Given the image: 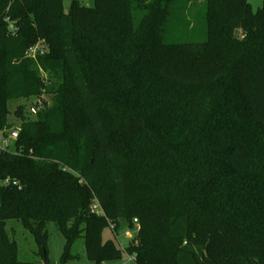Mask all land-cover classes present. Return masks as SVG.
<instances>
[{"label":"trees","instance_id":"16d2710c","mask_svg":"<svg viewBox=\"0 0 264 264\" xmlns=\"http://www.w3.org/2000/svg\"><path fill=\"white\" fill-rule=\"evenodd\" d=\"M64 1L0 0V264H39L19 225L47 260L51 224L62 264L81 239L92 264H264V1ZM194 8L206 39L181 41Z\"/></svg>","mask_w":264,"mask_h":264},{"label":"rangeland","instance_id":"374dc122","mask_svg":"<svg viewBox=\"0 0 264 264\" xmlns=\"http://www.w3.org/2000/svg\"><path fill=\"white\" fill-rule=\"evenodd\" d=\"M84 5L86 6H93L94 0H80ZM248 3L252 6V9L254 11H257L262 5L264 0H247ZM65 8L68 9L70 5V0L64 1ZM192 19V22L194 23V31L192 33H189L188 31H185L182 33V35L177 34L178 39H182L181 41H191V42H202L206 39V29L204 20L202 18V14H200V9L194 8L191 12V16H189ZM238 35L241 34V32L237 33ZM52 105L51 97L48 95H42L40 100L37 102L35 99H31L28 101H13L10 103V110L13 112V115L10 116L12 119L11 122L18 123V118L15 116V111L18 106H22L24 109L25 114L30 116L32 119L35 118L33 113V107H37L38 109L43 107H50ZM8 141L13 144L14 138L9 134ZM3 135L0 132V142L3 141ZM13 148H11L12 150ZM14 150V149H13ZM92 212V206L91 210ZM103 211V210H102ZM16 223L9 224L8 229L12 231V228L15 226ZM135 225V224H134ZM113 226H111L109 229H106L103 234L104 241L107 240H114L117 246L125 252V250L128 248L130 243L134 240L135 234H133L132 230L128 227H125L121 232L115 233L112 229ZM131 230L130 235H127V231ZM17 233L15 235V239L19 243L20 247V259L23 261H29V262H39V264H45L46 262L48 264H62L61 263V255L63 252V246H64V238L57 229V227L54 224H51L48 226L49 231V245H48V259L42 260L40 257L36 256L35 252L37 251V247L35 245V242L32 238V236L24 231L22 227L19 225L17 228ZM202 238H200L199 242H201ZM74 254L77 257V259L69 262L68 264H92L85 255V249H84V241L81 239L79 240L76 245L74 246L73 250ZM226 255H231L227 253ZM106 264H134L129 262V259L127 258V255L124 254L122 260L120 261H113Z\"/></svg>","mask_w":264,"mask_h":264},{"label":"built area","instance_id":"2783aa9c","mask_svg":"<svg viewBox=\"0 0 264 264\" xmlns=\"http://www.w3.org/2000/svg\"><path fill=\"white\" fill-rule=\"evenodd\" d=\"M10 30L15 33L17 31L16 26H14L12 23L10 25ZM38 52H40V54L42 55L44 53L42 47L40 45L31 48L28 52H27V56L31 57V58H35L38 54ZM11 143H9L8 139H3V141L0 142V151H10L11 150ZM10 186H14V187H19V183L15 180H12L10 178H6L3 180H0V188L3 187H10ZM92 213H97L98 215L103 214L102 208L100 206V204L95 201L92 205ZM134 224H135V228L132 230L133 234L137 235L140 232V226H139V222L137 219L134 220ZM114 228V226L112 227V229ZM111 229V228H110ZM131 230L127 231V235H130ZM126 254V252H125ZM127 255V258L129 259V262L134 263L136 260V256L135 255Z\"/></svg>","mask_w":264,"mask_h":264},{"label":"water","instance_id":"95a60500","mask_svg":"<svg viewBox=\"0 0 264 264\" xmlns=\"http://www.w3.org/2000/svg\"><path fill=\"white\" fill-rule=\"evenodd\" d=\"M19 134H20V130L19 129H14L12 132H11V136L14 138V139H17L19 137ZM45 264H48L47 262Z\"/></svg>","mask_w":264,"mask_h":264}]
</instances>
